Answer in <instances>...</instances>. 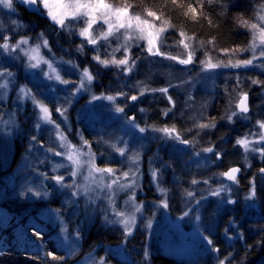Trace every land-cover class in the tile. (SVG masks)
I'll return each mask as SVG.
<instances>
[{
  "label": "rangeland",
  "instance_id": "374dc122",
  "mask_svg": "<svg viewBox=\"0 0 264 264\" xmlns=\"http://www.w3.org/2000/svg\"><path fill=\"white\" fill-rule=\"evenodd\" d=\"M63 2L67 5L74 3V0H63ZM81 2H85V0H81ZM260 2L261 0H259ZM112 6L123 7L124 5L115 4ZM18 7L30 11L29 6L21 3L20 0H14V11L0 7V33L8 35L11 44H15L22 37H26L29 38V45L24 47L30 50L38 42H42L38 41V37L43 33L52 51L49 52L47 48H41L40 55L54 64V67L57 68L56 74H59L62 79L79 82L80 77L77 71L68 63L60 62L63 58V61H72L78 65L81 71L85 67L89 68L95 79L91 82L88 90L79 92L72 98L71 104H67L65 97L68 96V92L65 89L71 90V85H63L55 78L48 80L38 69L27 67L28 59L22 53L13 58L0 49V70L7 69L13 74L12 77L7 78V81H10L7 88L0 89V159L3 166L6 167V163L14 155V150L19 143L20 159L7 183L9 182L14 190V200L20 201L27 207L30 206L26 213L25 221L28 222L27 224H20L21 219L15 218L13 214L0 208V227L4 230V237L6 238V241L3 242L0 239V254L5 249H10L12 252L23 247L33 252L43 253L48 248L44 244V236L47 235L49 236L48 242L64 251L67 258H73L72 264H98L101 257L104 258L105 264H111L107 260L110 255H115L117 260L121 263L124 262V264H150L151 256L156 253L172 257L177 261L193 264H199L203 260L211 258L213 263L218 264L217 253L208 250L202 236L210 235L213 241L224 238L226 244L230 246L237 241L243 242L236 237L237 232H242L243 229H248L251 232L254 227H257L256 224L259 221L260 208L256 194L250 200L246 197L253 188L256 193V179L262 175L260 171L257 173L255 171L259 170L263 159L259 152L252 151L247 153L245 159L244 149L236 145V140L248 134V139L255 142L263 134L264 129L259 127L257 121H264V84L252 83L253 79L264 81V66H259L261 64L260 59L255 62L256 66L202 70L200 61H206L208 57H212L213 63L218 61L227 63L228 57L222 53L215 56L209 53L206 47L200 46L192 39H185V43H189L195 48L194 63L181 65L176 61L149 55L146 51V40L139 39L132 42L128 55L131 58L140 57V59L126 75L120 72L115 65L109 64L105 67L92 59L97 54L94 46L89 45L86 39L79 36L80 28L86 26L82 19L79 21L66 20L69 27L62 29L47 16L45 9L41 8L36 11L32 8L33 13L46 18L52 27L46 32L34 27L28 31L24 26L21 27L17 23H12L13 20L17 21L16 10ZM53 7L54 9L56 7L55 0H53ZM65 10L69 12V15L71 14V9ZM130 14L133 16L140 15L142 19L145 18V15L131 10ZM148 19L151 20V18ZM243 19H250L252 23H256L254 11H250V15ZM113 22L115 21L113 20ZM155 24L160 27L161 21H155ZM237 25L239 28H243L250 37L246 46L248 47L252 41V32L246 27H241L239 23ZM107 27L102 19H98L97 23L93 25V29H95L93 36H100L102 32L107 31ZM50 32L53 33L52 36ZM168 32L166 29L162 34L163 46H160L159 42L157 46L165 53L186 59L191 48L184 49L183 45L179 44L180 35H175L174 38L170 39ZM127 35L129 32L125 29L119 30L117 34L109 37L110 46L103 39L98 40L97 47L99 48L100 59H113L110 54L125 43V36ZM135 35L138 36L139 33H135ZM50 36L52 39L48 38ZM82 40L85 48L89 51L87 57H85L84 52L77 50V45L81 44ZM74 41L79 42V44L72 45ZM0 43H3L2 39H0ZM252 55L251 50L239 52L233 58V63L237 59H250ZM256 55L259 57L258 42ZM114 57L115 59L125 57L122 47L120 51L114 53ZM41 67L44 71H50L47 64H42ZM104 73H110L114 79L117 78L116 82L128 87L129 96L138 95L144 85L151 89H159L168 86L169 83L178 85L180 81L186 82L183 86L169 88V95L175 101L174 108L169 104L167 97L158 91H146L144 95L139 96L137 101H127L125 113L127 116H134L140 127H144L146 123L159 128L166 125L171 127L174 122L190 123L195 119L196 122L200 123H214L215 127L203 130L197 127L196 129L186 126L185 128L176 127L183 139L192 141L187 146L174 140L161 139L163 134L159 132L149 130L142 134L137 128H132L125 122L123 114H118L112 110L109 101H92L93 94L97 96L101 93L110 95L106 93L109 87L105 89L97 80V76ZM53 75L55 76V74ZM237 77H239V85ZM7 81L0 79V84ZM21 86L30 90L37 101H44L52 106V119L61 124V130L64 131V135L67 136L72 145L77 147L81 145V136L77 134L78 132L82 135L84 129L89 132L88 135L94 140L95 148L99 152L95 161L98 167H111L120 170V172H127L130 167L127 156L121 157L118 152L110 147L109 143L99 142L100 137L112 144H117L118 147H127L129 149L128 155L139 153V176L136 179L138 186L135 190L134 201L136 205H140L141 211L135 213L136 224L132 226L130 236L124 237L121 224L105 222V215L110 219H115L114 210L123 211L125 214L134 211L132 202L129 201V196L132 195L130 190L118 191L114 196V205H109L103 195L96 199L95 203H92L84 195L72 197V189H59L55 186L54 181L45 180L40 175V173H47L49 177L63 175L66 181L71 183L70 169L61 167L57 171H53L54 163L68 164V161L62 157L46 153L47 147L61 150L57 147L59 144L58 137L51 125L42 124L39 130L35 128L39 108L34 107L31 98L17 99ZM243 92L248 93L249 96V112L246 115L239 114L233 117L230 123L226 118V112L230 111L229 100L233 98L231 109L235 110V105L239 100L238 93ZM189 96L192 97L190 101ZM116 102L121 107L125 105L123 97H117ZM57 107L67 108L68 121L66 124L63 123L60 114L55 111ZM141 108L145 111L141 112ZM167 108H172V112L165 117L162 115V110ZM214 108L218 109L217 114L210 116L209 114ZM209 116L211 118L207 119ZM166 119L168 120L167 124L164 123ZM28 120L33 126L34 133L32 134L37 137L36 144H32L31 140L28 141V137L33 136L30 135L31 130L23 128L24 122L26 121L25 125H27ZM217 127H222L223 132L215 138L213 132ZM188 129L191 131H187ZM198 132L199 135H197ZM23 137L26 138V142L23 141ZM212 137H214L213 143H211ZM120 141H126L127 145L120 143ZM41 144L44 145V148L40 147ZM209 146L214 147L215 152L222 154L221 159L217 160L214 153L202 152L203 148ZM252 146L264 147V144L253 143ZM94 150L91 146V151L94 152ZM83 151L87 153L89 147L85 145ZM225 151L231 152L233 157L227 159L226 163L222 165H228L225 169L219 170ZM195 152H200L201 155L196 156ZM101 153L103 155H100ZM106 154L107 156L100 162V158ZM45 156H48L51 162L46 160L44 163H40L41 160H45ZM207 157L211 159H205ZM82 158L86 159L87 157ZM235 161L240 166L229 165ZM230 167L241 169L239 183L225 182L219 175ZM152 169L160 170L158 180L160 187L167 189L166 196L162 195L157 190V185L153 183ZM81 171L83 175L77 179L83 183V176L87 175V170L82 168ZM120 172H117V175ZM130 179L131 177H127L123 182ZM193 179L200 181V183L193 185L191 183ZM205 179L209 180V184L203 183ZM107 182L106 177L105 183ZM221 183L227 184L230 191L224 192L218 197L210 196L209 190L215 189ZM48 184H51L54 189L56 188L57 199L60 196L58 213L56 209L47 207L37 209V211L35 207L33 208V204L49 202L54 196L49 194L47 197H36L28 189L31 188L33 191L47 189ZM187 191H192L194 198H188L186 196ZM201 196L204 197L202 200ZM229 198L235 203L228 204ZM164 199L167 200V208L158 206L160 201ZM71 200L76 202L69 203ZM196 201H199L198 205ZM185 211L189 212L186 217L183 216ZM30 212H33L37 219L31 217ZM197 216L200 217L199 220L196 219ZM226 216L228 217L227 221L224 220V225H222V218H226ZM61 220L64 222L63 226L67 227L66 235L61 232ZM149 220H151L150 228L147 227ZM229 220L235 221L237 227L233 228L229 225ZM94 223L102 232L116 237L114 240L116 242L119 240L118 244L106 247L105 252L101 254H99L98 246L93 247L90 252L82 251L84 236L89 233ZM225 228H228L229 235L233 236L232 240L225 236ZM31 229H39L42 240L32 235ZM77 232L80 233L79 238L76 236ZM82 232L84 233L82 234ZM145 251L148 253L147 258H145ZM89 254H91V258H89Z\"/></svg>",
  "mask_w": 264,
  "mask_h": 264
},
{
  "label": "snow or ice",
  "instance_id": "6c2138e0",
  "mask_svg": "<svg viewBox=\"0 0 264 264\" xmlns=\"http://www.w3.org/2000/svg\"><path fill=\"white\" fill-rule=\"evenodd\" d=\"M21 3L28 5L29 7L34 8L36 11H39L41 8L45 9L47 11V16L57 25H59L62 29L69 27V24L66 23V20L68 21H79L83 20L85 27L80 28L79 30V36L86 39L87 43L89 45L94 46V50L96 51V55L92 57L93 60H95L98 64H101L105 67H107L109 64L115 65L120 72H123L127 75L132 68H134L137 64V61L140 59V57L131 58L128 55L129 48L131 47V44L135 40L144 39L147 42V48L146 51L149 55L152 56H160L164 59L176 61L181 65H189L194 63V55H195V48L192 47L189 43H185V39L191 40V37H186L184 32L180 33V40L179 44L183 45L184 49H190L191 51L188 52L186 59H181L179 56H173L168 53H165L161 51V48L158 47V42L160 46H163L164 40L162 34L166 31L167 27L170 25L167 24V21H161V17L157 15L155 11L147 10L145 15V18H141L140 15H131L130 9L132 8V5H125L123 7H113L111 4L105 3V0H85V2H81V0H74V3H69L67 5L64 4L63 0H55V9L53 7V0H20ZM173 3H176V0H173ZM0 7L3 9H7L9 11H14V0H0ZM225 9L227 8V5H224ZM65 9H71V14L69 15V12ZM256 23H252L250 19H243L238 18V23L241 27H246L252 32V41L250 42L249 46L243 49H221V52H223L224 55L228 57V62L224 63L223 61H218L216 63L212 62V57H208L206 61H200L202 65V70H212L216 68H239V67H248L250 65L256 66L255 62L257 59H260L261 64L259 66H264V0H261L259 4L256 5V7L253 9ZM188 12L191 13L192 17H198L200 13L197 11V7H194L192 4L188 5ZM186 15L188 13H185ZM148 18H151L149 20ZM98 19H102L104 24H107V31H104L101 33L100 36H93V32L95 29H93V25L97 23ZM113 20L115 22H113ZM155 21H161V26L157 27L155 24ZM13 24H16L17 21L13 20ZM125 29L129 32V35L125 36V43L121 45L120 47L116 48L113 53L110 55L113 56V59L111 60H101L99 56V48L97 47L98 40L103 39L104 41L109 43L110 41L109 37L117 34L119 30ZM135 33H139V35H135ZM0 39L3 40V43H0V49L3 50V53H7L9 56H12L13 58H16L19 54H23L28 59L27 67L31 69H38L39 72H42L43 75L48 79L52 80L55 78V80L59 81V83L63 85H71L72 89L69 90L68 88L65 89V91L68 92V96L65 97V102L67 104H71L72 98L79 94V92L88 90L90 88L91 82L95 79L94 75L89 71V68L85 67L80 70L79 66L74 64L72 61H63V58H61V63H68L71 65L79 75L80 79L77 83L76 81H70L66 79H62V77L57 73V68L54 67L53 63L49 62V59H45L42 55H40V49L41 48H47L49 52L52 51L51 46L49 45V42L47 39L44 38V34L41 33L38 37V42L35 47H31L30 50L26 49L24 46L29 45V38L22 37L20 40H18L15 44L10 43V37L8 35H3L0 33ZM257 42L259 43V57H257ZM210 44H214V41H208ZM84 43L83 40L81 41V44L77 45V50L80 52L84 51ZM121 47L124 50L125 57L123 59H115L114 53L116 51H120ZM251 50L253 55L250 59L235 60V63H233V58L238 54V52L248 51ZM35 53V55H33ZM207 55V53H206ZM35 61V62H33ZM42 64H47L50 71H44V69L41 67ZM55 74V76L53 75ZM13 74L9 72L7 69L0 70V79H4L7 81L8 77H12ZM10 81H7L4 84H0V89L7 88V84ZM239 77H237V83L239 85ZM139 83V82H138ZM186 82L180 81L178 85H172L171 83L168 84V86L159 88V89H151L147 85H144L143 89L138 93V95H131L129 96L124 91H117L115 95H105L104 93H101L99 96L93 94L92 95V101L97 100H107L112 105V110H114L118 114H123L125 122L132 128H137L140 133H146L147 131L151 130L153 132H159L162 133L161 139H169L179 142L183 145H190L192 141L188 139H183L181 136V133L177 130L175 125H172L171 127L165 126L163 128L156 127L154 125H148L145 124L144 127H140L136 123V119L134 116H127L125 113V107H127V101H137L139 96L144 95V93L147 92H160L164 96L167 97L169 104L175 107V101L173 98L169 95V88L171 87H180L183 86ZM253 84H264V81H259L256 79L252 80ZM239 100L235 105V110L231 109V101L233 98H230L229 105H230V111L226 112V118L231 123L233 120V117L241 114V113H248L249 107H248V93H238ZM117 97H123L125 100L124 107H121L117 104ZM31 98L34 103V107L39 108V113L37 114V123L35 124V128L39 130L41 128L42 124H48L52 126V130L55 132L56 136L58 137L59 144L58 149L56 150L53 147H47L45 149L46 153H51L56 157H62L64 160L68 161V164L64 163H54L53 164V171H57L59 168L64 167L66 169H70L69 175L71 176V183L66 181L65 176L63 175H52L49 177L47 173H40L44 177L45 180H51L54 181L55 186L59 189H72L71 196L72 197H79L81 195L87 196L89 200L92 203H95V200L100 198L101 195L105 196L109 205H114V196L118 191L123 190H130L132 195L129 196V201L132 202V207L134 208L133 212H130L129 214H125L123 211H113V216L115 219H110L107 215H105V222L106 223H119L123 226V234L124 237L127 238L132 234V226L136 224V212L141 211L140 205H136L134 201L135 196V190L137 188L136 179L139 176V153H135L133 155H128L129 149L127 147H118L117 144H112L109 141L103 140L102 137L99 138V142L101 143H109L110 147H112L116 152H118L121 157L127 156L130 167L129 171L127 172H120L118 169H113L111 167H98L96 165V153L91 151V145L88 140H85L83 138L82 133H77L81 136V145L79 147L72 145L68 139L67 136L64 135V131L61 130V124L57 123L56 120L52 119V114L49 110V108L41 101H37L35 96H32L31 91L26 89L25 86H21L19 89V94L17 96V99L20 100H26ZM189 101L192 99L191 96H189ZM91 103V101H90ZM57 113L60 114V117L63 118V123H67L68 121V115H67V108L64 107H57L55 109ZM141 112H144L145 109L141 108ZM172 112V108H167L162 110L163 116H168L169 113ZM247 118L246 116L244 117ZM257 124L261 129H264V121H257ZM195 127L203 130L207 128H214L215 124H207V123H197L194 125ZM187 131H191V129H188ZM199 135V132L197 133ZM31 143L36 144L37 143V137L33 135L31 137ZM120 143H124L127 145L126 141H120ZM253 143L255 144H264V134H261L259 136V139L255 142L250 141L248 139V134H245L244 137L238 138L236 140V145H239L241 148L244 149L245 152V159L247 158V153L249 151L252 152H259L261 155V158L264 159V147H253ZM87 145L89 147V151L85 153L83 151V147ZM41 148H44V145H40ZM31 150V149H30ZM203 153H214L217 160L221 159V153L215 152L214 147L209 146L202 149ZM196 156H200V152L194 153ZM100 155H103L101 153ZM82 157H87L86 159H83ZM205 159H211L210 157H207ZM51 162L48 158V156H45V160H41L40 163H44L45 161ZM168 166V165H166ZM82 168H86L87 175L83 176V183H81L77 178L79 176H82L83 173L81 171ZM134 169V170H133ZM240 168L238 167H230L227 171H223L219 173L220 176L224 177L226 180L231 181L233 183H239L237 179V174L240 172ZM117 172H120L119 175H117ZM160 170L159 169H152L151 175L153 179V183L157 185V190L162 194L166 196L167 189L160 187L158 175ZM261 173H264V168L260 169ZM107 177L108 182L105 183V178ZM131 177L130 180L127 182H123L125 178ZM193 185H196L200 183V181L193 179L191 181ZM204 184H209V180L205 179L203 180ZM29 192H32V194L36 197H47L50 193L46 188L38 191H33L31 188L28 189ZM230 191V188L227 184L221 183L218 187L215 189L209 190V195L218 197L221 196L222 193ZM255 190L254 188L250 190L249 195L246 197V199H252L255 196ZM23 195V193H21ZM186 196L188 198H194V193L192 191H187ZM204 197L201 196V200ZM75 200L69 201V203H75ZM197 205L199 204V201H196ZM228 204L235 203L230 198L227 200ZM160 207L167 208L168 203L167 200H161L159 205ZM57 213L59 210H56ZM189 212L185 211L183 213V216H188ZM197 220L200 219L199 216L196 217ZM63 220H61V232L65 235L67 234V227L63 226ZM229 225H231L233 228H236L235 221L229 220ZM147 227H151V220L148 221ZM225 236L232 240L233 236L229 235L228 228H225L224 232ZM33 235L37 237V239L42 240L41 231L39 229L35 230L33 232ZM77 238L80 237V233H76ZM236 237L238 239L243 240L244 234L243 232H237ZM202 239L204 242H206V245L208 247V250L212 252L219 253V248L216 247L214 241L210 238V235H203ZM260 243V241H258ZM251 247V246H249ZM46 256L48 258H51L53 261L60 262V264H63L65 261V256H59L55 255L52 251H49L46 253ZM148 253L145 251V258H147ZM232 256V253H228L227 256H225L223 259H218V264H229L230 258ZM29 259H40V257L34 256V257H28ZM89 258H91V254H89ZM98 264H105V260L103 257L100 258Z\"/></svg>",
  "mask_w": 264,
  "mask_h": 264
},
{
  "label": "trees",
  "instance_id": "16d2710c",
  "mask_svg": "<svg viewBox=\"0 0 264 264\" xmlns=\"http://www.w3.org/2000/svg\"><path fill=\"white\" fill-rule=\"evenodd\" d=\"M108 4H119V5H132L130 9L132 12H137L139 14L144 15L147 10H152L157 13L158 16L161 17V21H167V24L170 25L167 27L168 29V37L170 39L174 38L175 35H180L181 32H184L186 37H191L193 41L200 44V46L206 47L207 51L211 54L217 56L221 52V49H243L248 45L250 37H248L247 32L244 31L243 28L238 27V18L248 17L250 15V11L253 12V9L259 4V0H176V3H173V0H105ZM192 4L194 7H197V11L200 13L198 17L193 18L191 13L188 12V5ZM224 5H227L225 9ZM185 13H188L187 15ZM16 20L17 25L24 26L28 31L32 27L37 30H46L51 29L49 22L41 15H37L35 13L26 11L22 7H18L16 10ZM8 34H11L7 32ZM52 36L53 33L50 32ZM48 37L52 39V37ZM208 41H214V44L208 43ZM79 44V42L74 41L72 45ZM85 57L88 56L89 51L84 47ZM239 53V52H238ZM97 80L100 81V85L105 89L109 87L106 93L113 95L116 94L117 91H124L129 94V88L123 86L121 83L116 82L117 78L114 79L107 73H104L100 76H97ZM130 95V94H129ZM251 97V95H250ZM41 100V99H40ZM43 100V99H42ZM47 101V99H44ZM251 100V99H250ZM53 113L52 106L48 105L47 102L42 101ZM1 108V107H0ZM1 110V109H0ZM220 110V109H219ZM218 109L214 108L209 114L213 116L217 114ZM207 116V115H206ZM207 117L210 119L211 117ZM206 118V117H205ZM31 119V118H30ZM26 122V121H25ZM23 128L26 130H31L30 135H33V126L30 120L27 121V125ZM168 120L166 119L164 123L167 124ZM200 123L192 120L184 123L174 122V125L178 128H193L195 124ZM182 124V126H181ZM168 126V125H166ZM222 127H217L213 132V136L215 138L222 133ZM24 131V132H25ZM86 133V135H85ZM89 132L84 129V138L91 143V146L94 150V153H99L95 148L94 140L89 137ZM23 141L26 142V138H22ZM31 140V137H28V141ZM214 142V137L211 138V143ZM17 145V144H16ZM27 146V144H25ZM19 143L18 146L14 150V155L11 159L6 163V167L3 166L2 161L0 159V208L3 210L13 214L18 219H21L20 224H27L26 222V213L28 212V206L21 203L20 201L14 200V190L12 186L7 183V180L17 165L20 157ZM23 149V148H22ZM24 150V149H23ZM227 150V149H226ZM104 155L100 158V162L103 161ZM233 155L229 151H225L224 156L222 158L221 165L219 166V170L225 169L226 166L223 164L226 163L227 159H232ZM229 165H237L238 163L233 162V164ZM255 167V166H254ZM261 168H264V159L260 165L259 170L255 171L256 173L260 171ZM261 173V172H260ZM261 179H256V196L258 199V204L260 208V215L258 217V222L256 224V230L243 229L242 232L244 234L243 242H235V244H231L228 246L225 242V239L214 240L216 242V247L219 248V253H217V257L223 259L228 253H232L229 264H264V173H261ZM239 179V178H238ZM260 179V180H259ZM242 183V182H241ZM56 189V188H55ZM54 187H51V184L47 185V190L54 196L52 200L45 203H35L33 204V208L37 209L42 208H50V209H58L59 199L55 193ZM62 210V209H61ZM30 216L36 218V215L33 212H30ZM13 217V216H12ZM13 218V219H15ZM226 218H222V225H224V220L227 221ZM17 219V220H18ZM37 219V218H36ZM49 227V226H48ZM96 223L93 224L88 234H85L84 240L82 242V251L90 252L93 247L98 246L99 254L105 252L108 246L117 245L118 242L114 240L112 235L107 234L106 232H102ZM258 228V229H257ZM31 234L33 235L34 229H31ZM4 230L0 227V239L6 241L4 237ZM84 232H82L83 234ZM46 246L48 248L42 252L31 251L26 247L13 250L11 252L10 249H5L0 254V264H60V262L53 261L51 258L46 256V253L52 251L55 255L65 256L64 251L56 248V246L47 240H49V236H44ZM260 241V243H258ZM8 242V241H7ZM251 246V247H249ZM39 256L40 259H29L28 257ZM107 260L111 264H124L117 260L115 255H110ZM218 261V259H217ZM73 258H67L65 256V261L63 264H72ZM150 264H193L185 261H177L172 257L156 253L151 256ZM198 264V263H197ZM199 264H215L213 263L211 258L203 260Z\"/></svg>",
  "mask_w": 264,
  "mask_h": 264
},
{
  "label": "water",
  "instance_id": "95a60500",
  "mask_svg": "<svg viewBox=\"0 0 264 264\" xmlns=\"http://www.w3.org/2000/svg\"><path fill=\"white\" fill-rule=\"evenodd\" d=\"M31 9H32V7H29L30 12H32ZM32 13H33V12H32ZM248 107H249V96H248ZM241 114L246 115L247 113H246V114L241 113ZM263 134H264V130H263ZM238 168H239V167H238ZM226 171H227V170H226ZM240 176H241V170H240V172L237 174V179H238ZM222 179H223V181H225V182H229V183H231V181L226 180L224 177H222Z\"/></svg>",
  "mask_w": 264,
  "mask_h": 264
}]
</instances>
